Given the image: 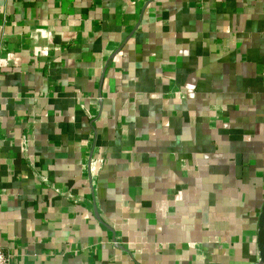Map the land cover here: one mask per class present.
Listing matches in <instances>:
<instances>
[{"label":"crops","instance_id":"1","mask_svg":"<svg viewBox=\"0 0 264 264\" xmlns=\"http://www.w3.org/2000/svg\"><path fill=\"white\" fill-rule=\"evenodd\" d=\"M264 0H0L11 264H257Z\"/></svg>","mask_w":264,"mask_h":264},{"label":"water","instance_id":"2","mask_svg":"<svg viewBox=\"0 0 264 264\" xmlns=\"http://www.w3.org/2000/svg\"><path fill=\"white\" fill-rule=\"evenodd\" d=\"M259 262L257 264H264V204L258 222V237Z\"/></svg>","mask_w":264,"mask_h":264},{"label":"built area","instance_id":"3","mask_svg":"<svg viewBox=\"0 0 264 264\" xmlns=\"http://www.w3.org/2000/svg\"><path fill=\"white\" fill-rule=\"evenodd\" d=\"M0 264H11V258L0 249Z\"/></svg>","mask_w":264,"mask_h":264}]
</instances>
